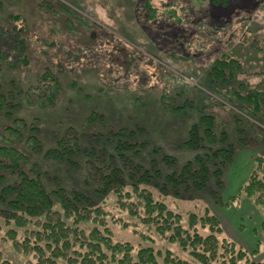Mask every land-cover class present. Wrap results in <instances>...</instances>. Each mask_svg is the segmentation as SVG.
Here are the masks:
<instances>
[{"label":"rangeland","instance_id":"374dc122","mask_svg":"<svg viewBox=\"0 0 264 264\" xmlns=\"http://www.w3.org/2000/svg\"><path fill=\"white\" fill-rule=\"evenodd\" d=\"M0 2L3 4L0 23L25 27L28 38V62L18 68L13 67L20 57L18 52L0 50L4 55L0 57L4 89L13 88L12 82L28 89L36 84L37 74L47 66L59 75L63 87L54 104L46 108L28 106L21 100L22 107L15 117L34 123L41 141L39 153H32L24 143H12L29 155L23 171L30 177H40L48 191L58 186L89 191L93 176L87 172L86 161L96 156L89 151L97 145L111 153L109 141L118 140L114 136L118 132L126 137L132 134L130 138L145 144L143 159L151 160L162 154L175 158L180 166L203 153V149L187 148L184 144L190 127L199 124L200 117L208 113L213 117L218 137L226 131L229 141L237 147L234 161L223 172L224 191L211 188L213 196L206 192L190 200L161 195L155 189L153 194L184 216L189 212L211 213L222 224L221 239L235 242L249 253L252 261L264 260L263 208L241 193L256 167L255 158L264 152V117L261 114L257 118L246 117L240 113L242 104L223 107L217 98V94L224 95L226 90L240 85L264 90V0H236L226 8L213 6L210 0H150L149 8L145 7L146 0ZM62 3L88 21L74 17L66 20L61 12ZM13 15L20 18L13 19ZM225 58L240 64L234 81L212 82L213 62ZM168 70L175 74L174 78L168 76ZM181 87L194 91L181 94ZM211 96L215 102L210 100ZM162 97L164 105L160 102ZM189 101L192 103L187 106ZM183 106L184 116L178 111ZM230 111L240 114L242 119ZM9 125L11 121L6 114L0 113V146L4 145L2 138L6 137ZM71 132L78 135L83 149L75 156L73 165L48 154L61 137ZM3 174L0 189L19 179L9 172ZM98 203L111 212L107 224L115 241L129 242L135 248H170L187 258L177 246L169 245L153 229L119 208L113 193L103 196ZM115 217L131 226L124 228L112 220ZM82 226L90 230L94 224ZM11 229L23 231L13 222L8 223L5 213L0 212L4 258L13 264H30V259L17 252L7 238ZM140 233L152 234L155 242L143 239ZM259 245V254L253 256Z\"/></svg>","mask_w":264,"mask_h":264},{"label":"trees","instance_id":"16d2710c","mask_svg":"<svg viewBox=\"0 0 264 264\" xmlns=\"http://www.w3.org/2000/svg\"><path fill=\"white\" fill-rule=\"evenodd\" d=\"M149 1L146 0L145 7H150ZM210 2L213 6L226 8L236 0ZM60 7L66 20L70 21L74 17L88 21L65 4H60ZM0 9H3L1 2ZM12 18L18 19L20 16L13 15ZM0 50L18 52L20 57L15 61L14 68L26 64L28 38L25 27H9L0 23ZM0 57L4 58L1 51ZM213 63L210 73L212 82L234 81L240 64L227 58L217 59ZM168 76L174 78L175 74L168 70ZM12 84L13 88L6 91L0 78V113H5L11 121V125L5 129L6 137L2 138L4 145L0 146V183L5 179L4 172L16 175L19 179L0 189V212L5 213L8 223L13 222L18 229L23 230L20 234L11 229L6 235L14 249L30 259V264H264V260L252 261L249 253L235 242L221 239L224 230L216 216L209 212L203 215L189 212L184 216L153 194L152 189H155L161 195L171 194L177 199L190 200L206 192L213 196L215 192L211 188L220 193L224 191L223 172L234 161L237 147L229 141L226 131L218 137L213 129L212 115L203 114L200 123L190 127L189 138L184 144L187 148L203 149V153L196 154L192 160L180 166L175 158L162 154L158 156L160 151L155 148L153 151L158 158L143 159L145 144L130 138L132 134L126 137L118 132L114 135L118 137L116 143L109 141L113 148L111 153L106 147L97 145H93L89 151L96 154L86 161L87 172L93 176L89 191L82 188L68 190L61 186L48 191L40 177H30L22 170L29 155L12 144L24 143L32 153H39L41 141L38 127L15 115L22 107L23 99L28 106L41 109L53 105L63 88L62 81L51 66H47L37 74L36 84L30 85L28 89L23 90L14 82ZM180 91L181 94H192L194 90L181 87ZM223 94H215L223 103L220 106L239 103L242 104L240 113L246 117L257 118L259 114L264 117V90L240 85ZM163 96L166 97L165 94ZM164 97L160 99L163 105ZM210 100L216 101L213 96ZM191 103L186 102V105L190 106ZM183 107L178 110L182 116L186 109ZM232 112L242 119L234 111L229 113ZM243 120L248 121L247 118ZM254 128L261 130L256 126ZM79 140L75 132L68 133L58 140L56 147L48 154L60 162L73 165L75 156L83 150ZM219 142L222 143L215 148ZM255 165L241 193L254 199L264 211V152L255 158ZM109 193L115 195L119 208L153 229L169 245L177 246L187 258L177 255L170 248H135L129 242L115 241L107 224L111 212L105 205L98 203L100 198ZM56 204H59V209H56ZM112 220L124 228L131 226L116 217ZM85 223H93L94 227L87 230L82 226ZM140 234L143 239L155 242L152 234ZM261 234L264 240V220ZM259 248L260 245L253 256L259 254ZM0 264H13L4 258L1 245Z\"/></svg>","mask_w":264,"mask_h":264}]
</instances>
